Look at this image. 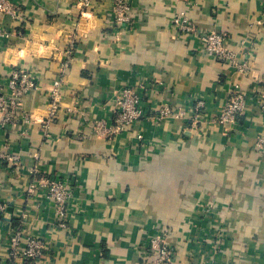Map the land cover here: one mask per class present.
Returning a JSON list of instances; mask_svg holds the SVG:
<instances>
[{
	"label": "crops",
	"instance_id": "crops-1",
	"mask_svg": "<svg viewBox=\"0 0 264 264\" xmlns=\"http://www.w3.org/2000/svg\"><path fill=\"white\" fill-rule=\"evenodd\" d=\"M10 1L22 20L0 18V93L16 69L39 88L21 106L30 122L2 126L0 117V201L7 205L0 264H154L159 254L149 252L150 239L161 232L171 252L162 264H264V152L257 145L264 137V27L257 24L264 0H130L134 24L116 20L114 0H94L84 13L79 0ZM182 12L200 30L224 34L248 71L178 31L172 19ZM59 77L62 104L49 123ZM237 84L246 112L219 126L215 119ZM129 86L142 90L147 115L113 136L101 134L95 125L114 124L116 100ZM199 101L205 107L196 121ZM166 103L184 114L155 119ZM4 151L19 157L16 164ZM35 167L36 181L70 183L65 230L55 224L46 190L28 193ZM207 203L214 218L201 215ZM18 228L44 240L37 261L12 258Z\"/></svg>",
	"mask_w": 264,
	"mask_h": 264
},
{
	"label": "built area",
	"instance_id": "built-area-1",
	"mask_svg": "<svg viewBox=\"0 0 264 264\" xmlns=\"http://www.w3.org/2000/svg\"><path fill=\"white\" fill-rule=\"evenodd\" d=\"M94 0H79L82 12H86L92 6ZM132 3L130 0H114L113 14L118 22L124 24H134L133 17L131 16ZM11 16L15 20H22V9L16 4H12L10 0H0V18L3 16ZM175 28L185 35H195L199 41L204 45L206 52L214 57L226 60L235 65L242 73L248 71L246 63L239 62V55L237 52L231 50L226 45V37L224 34L217 31H204L200 30L191 19L182 13H177L172 19ZM259 26L264 27V17L257 20ZM246 45V39L242 43ZM244 47V46H243ZM68 67V63H64V71ZM63 84L64 78L59 77L55 80L53 88L50 91L48 101V122L55 120L59 117V112L63 99ZM143 87V86H142ZM141 87V88H142ZM38 83L24 70H14L8 79L7 85L3 93H0V117L2 119V126L14 123L21 118L25 122H30L31 116L21 111V106L25 96L34 89H38ZM227 103L221 108L218 116L215 119L217 125H228L236 123L237 119L244 115L247 108L248 98L245 91L242 90L240 85H235L232 89ZM142 90L129 86L125 88L122 94L116 100V106L113 109V122L110 127L104 122L97 123L95 129L101 134L110 137L123 131L128 126H132L140 122L143 117L147 115L142 102ZM264 101V100H263ZM205 107L204 102L199 101L194 106L196 110V121L199 118V111L201 112ZM262 112H264V102L261 103ZM184 114L182 110L174 108L169 103L164 104L157 111L154 116L155 119L164 120L168 118L180 117ZM202 114V112H201ZM198 123V122H197ZM143 140V135L139 134L137 137ZM258 148L264 152V137H260L257 142ZM2 157L6 162L16 164L19 157L9 153L8 151L2 152ZM38 172L35 167L31 172L32 179L28 188V193L34 194L38 190V186L46 190L47 197L53 202L56 214V226L61 229H67L70 219V201L74 197V193L70 187V183L59 177H44L39 181L34 178ZM214 207L212 204L207 203L201 210V215L205 218H214ZM7 212V205L0 201V216ZM214 215V216H213ZM213 220V219H212ZM219 231L220 228H214ZM215 239L219 237V233L214 231ZM10 248L12 258L27 261H37L43 255L46 249L44 240L28 229L18 228L14 229L10 238ZM149 252L151 254H159L158 259L154 264H162L170 260V246L167 238L163 232L157 233L150 239Z\"/></svg>",
	"mask_w": 264,
	"mask_h": 264
}]
</instances>
